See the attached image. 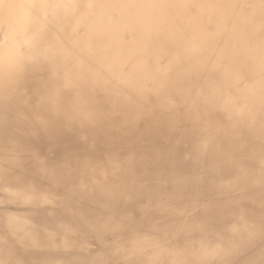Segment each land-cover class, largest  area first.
<instances>
[{"label":"bare ground","instance_id":"obj_1","mask_svg":"<svg viewBox=\"0 0 264 264\" xmlns=\"http://www.w3.org/2000/svg\"><path fill=\"white\" fill-rule=\"evenodd\" d=\"M0 264H264V0H0Z\"/></svg>","mask_w":264,"mask_h":264}]
</instances>
